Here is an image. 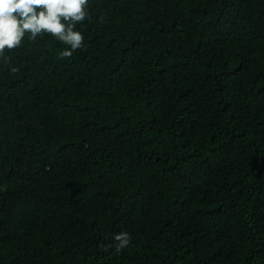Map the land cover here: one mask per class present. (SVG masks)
Returning <instances> with one entry per match:
<instances>
[{"label": "trees", "instance_id": "16d2710c", "mask_svg": "<svg viewBox=\"0 0 264 264\" xmlns=\"http://www.w3.org/2000/svg\"><path fill=\"white\" fill-rule=\"evenodd\" d=\"M89 12L0 61V264H264V0Z\"/></svg>", "mask_w": 264, "mask_h": 264}, {"label": "clouds", "instance_id": "9594fccd", "mask_svg": "<svg viewBox=\"0 0 264 264\" xmlns=\"http://www.w3.org/2000/svg\"><path fill=\"white\" fill-rule=\"evenodd\" d=\"M89 18V0H0V61L9 65L5 53L19 48L25 36L31 41L51 36L68 46L60 51L61 58L71 57L84 47V35L76 25ZM10 71L15 74L19 68L11 66ZM113 240L119 252L129 245L131 236L121 231Z\"/></svg>", "mask_w": 264, "mask_h": 264}]
</instances>
